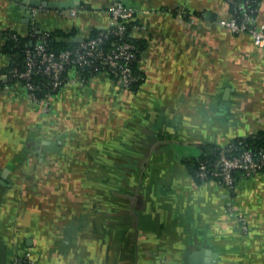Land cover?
Segmentation results:
<instances>
[{"label":"crops","instance_id":"crops-1","mask_svg":"<svg viewBox=\"0 0 264 264\" xmlns=\"http://www.w3.org/2000/svg\"><path fill=\"white\" fill-rule=\"evenodd\" d=\"M121 1L143 26L137 92L73 80L47 113L0 83V264H264V172L233 191L194 176L206 146L264 130V50L219 23L226 0ZM112 2L0 0V68L4 31L79 42Z\"/></svg>","mask_w":264,"mask_h":264},{"label":"built area","instance_id":"built-area-1","mask_svg":"<svg viewBox=\"0 0 264 264\" xmlns=\"http://www.w3.org/2000/svg\"><path fill=\"white\" fill-rule=\"evenodd\" d=\"M231 3L233 12L227 19L219 20V23L231 30L233 33L247 32L253 38L255 45L264 50V26L259 25L257 21L258 9L252 6L256 0H226ZM37 8H32V14L37 12ZM186 23L193 22L191 16H187L185 10L179 9ZM110 24L104 34L98 36H86L79 46L74 49H66L56 53L47 48L41 35L45 31L33 29L39 34V38L34 44L33 49H27L25 52L24 68L17 66L9 68L6 65L0 68V83L4 88L9 89L12 85H22L26 89V96L32 104H38L42 107L43 112L50 110V101L52 95L38 97L37 91L40 85L34 82L35 74H44L50 78L52 90L69 84L73 80L81 82L86 81L82 74H75L72 78L64 76L68 65L72 63L78 66H97L100 63L103 69L111 72L117 79V82L125 89H130L131 85L139 81L135 75L131 63L139 55L140 51L136 44L128 40L118 41L113 46H106V39L110 35L119 36L123 39L124 34L130 32L135 35L143 29L142 24L135 22L136 10L133 6L127 5L121 0H113L109 6ZM5 34V33H4ZM17 38V33L11 34ZM104 73L107 71H103ZM24 82V83H23ZM264 139V136H261ZM243 140V139H242ZM235 143L230 141L223 145H216L214 153L215 158H208L207 153L202 150L197 157L196 176L202 180H218L224 186L233 191L237 183L236 174L241 172L242 175L250 177L264 172V143L259 146H247L243 141ZM264 141V140H263ZM230 214H235L232 212ZM244 231L248 229L245 218L242 214H236ZM12 264H36L30 251L24 255H17Z\"/></svg>","mask_w":264,"mask_h":264},{"label":"trees","instance_id":"trees-1","mask_svg":"<svg viewBox=\"0 0 264 264\" xmlns=\"http://www.w3.org/2000/svg\"><path fill=\"white\" fill-rule=\"evenodd\" d=\"M228 3V1H226ZM261 0H256L255 2H252V6H254V8H259V4H260ZM228 5L230 6V10L231 12H233V8L234 6H232L231 3H228ZM255 15L257 16V13H255ZM229 18V17H228ZM135 22H138L137 17H135ZM106 29L103 30H92L88 36H98L99 34H104L106 32ZM5 33V34H4ZM16 34L15 31L13 30H6L4 31L3 37L6 39V43L3 47V53L7 56V65L9 68L11 67H19V68H24V59H25V52L27 49H33L34 48V44H36L37 40L39 38L42 37L43 41L45 42L47 48L51 51L56 52L57 54L62 52L63 50L66 49H74L77 46H79V44L81 43V41L77 42L75 39H70L71 35L73 32L70 33H65L62 31H54V32H48L45 31L43 33V35H40L35 33V31H31L30 34L28 36H21L17 33L18 37L15 39L11 36V34ZM243 33H247V32H243ZM123 40H128L130 42H133L134 44H136V46L138 47L140 53L137 56V58L134 60V62L131 63L133 71L135 73V75H137L139 77V81L135 82L131 85L130 89H127L129 91L132 92H137L139 90V88L142 86V84L145 82L146 78L145 75L140 72L138 70V61L140 59V56L144 50V41L138 37H135V35H130V32H127L124 34L123 39H121L119 36H115V35H110V37L108 39H106V46L111 47L113 46L114 43L118 42V41H123ZM103 71H107V73L103 72ZM82 74L83 76L86 77V81L85 82H81L84 85L89 84L90 82H92L94 79L103 76V74L108 75V77L111 80H115L117 81L116 77L109 72L106 69H103V66L98 63L97 66H78L77 64L72 63L71 65H68L66 67V70L64 72V76L67 78H72L75 74ZM34 82L38 85H40V90L37 91L38 97H45L48 94H54L52 95V99L50 101V110L47 112H52V108H53V100L58 99L59 96H61L62 94H64V92H66L70 87L69 84H65L59 88H57L56 90H52V87L50 85V78L42 73L40 74H35L34 77ZM24 83V82H23ZM22 86V85H20ZM23 87V86H22ZM24 89V93L26 96V89L23 87ZM26 99L28 100L27 96ZM28 102H30L28 100ZM31 103V102H30ZM264 136V130L258 131L256 133L247 135V136H241V137H237L234 138L231 141H234L235 143H238L239 141H243V144L247 145V146H259L261 144L264 143V139H261V136ZM214 148H216V145L214 146H206L204 148V151L207 153L208 158H215L216 153H214ZM143 155V153H141V155L139 157H141ZM196 169H197V163L195 161V168H194V176L195 178H197L199 181L200 180L197 176H196ZM138 173V172H137ZM242 175L241 172H238L236 174L237 180L238 178ZM138 176V175H137ZM140 176V175H139ZM24 255V254H21ZM20 256V255H19Z\"/></svg>","mask_w":264,"mask_h":264},{"label":"water","instance_id":"water-1","mask_svg":"<svg viewBox=\"0 0 264 264\" xmlns=\"http://www.w3.org/2000/svg\"><path fill=\"white\" fill-rule=\"evenodd\" d=\"M29 4L31 5V6H39V5H43V6H51V4H48V3H46V2H40V1H31V2H29ZM63 7V6H62ZM31 14V13H30ZM29 14V15H30Z\"/></svg>","mask_w":264,"mask_h":264}]
</instances>
